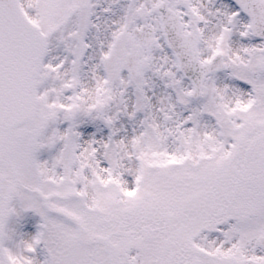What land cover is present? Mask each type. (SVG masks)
<instances>
[{
  "label": "snow or ice",
  "instance_id": "1",
  "mask_svg": "<svg viewBox=\"0 0 264 264\" xmlns=\"http://www.w3.org/2000/svg\"><path fill=\"white\" fill-rule=\"evenodd\" d=\"M0 264H264V0H0Z\"/></svg>",
  "mask_w": 264,
  "mask_h": 264
}]
</instances>
